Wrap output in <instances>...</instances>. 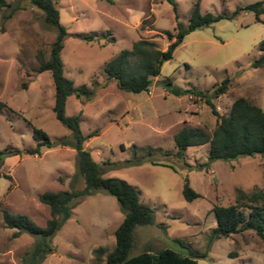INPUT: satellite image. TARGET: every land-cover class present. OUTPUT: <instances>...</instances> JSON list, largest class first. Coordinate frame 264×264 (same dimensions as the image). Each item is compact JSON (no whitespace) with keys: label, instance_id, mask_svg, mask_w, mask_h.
I'll return each instance as SVG.
<instances>
[{"label":"rangeland","instance_id":"374dc122","mask_svg":"<svg viewBox=\"0 0 264 264\" xmlns=\"http://www.w3.org/2000/svg\"><path fill=\"white\" fill-rule=\"evenodd\" d=\"M193 1L174 0L175 18L167 0H54L66 29L60 48L62 72L73 84L93 88L88 99L68 94L64 112L78 116L83 132L96 130L82 146L103 167L102 174L126 180L139 201L152 209L151 222L134 225L129 255L146 245L152 250L185 249L173 239L177 237L206 252L196 264H264V241L251 229L209 238L213 203L231 202L235 187L264 185V154L208 159L204 142L186 146L182 157L172 155V133L179 126L211 130L215 115L205 97L218 113L236 95L264 110V66L250 64L258 52L257 41L264 37V22L253 18L252 9H239L187 30L146 90H123L104 76L103 62L133 39L151 38L163 49L167 38L160 30H173L176 20L185 26ZM252 1L264 6V0H198V6L201 13H228ZM15 3L18 7L12 8ZM258 15L264 20V9ZM82 33L92 37L85 39ZM54 35L55 28L28 0L0 2V100L12 108L0 110V149H18L3 154L0 163V206L23 212L38 224L48 216L38 193L67 188L74 171L75 149L70 145H41L38 154L23 151L35 145L32 126L51 139L70 136L51 108L49 70L32 68L37 65L35 51L46 55ZM224 76L226 88L215 94L213 88ZM174 87L185 91L173 92ZM131 144L152 151H144L138 163L123 164L141 152L133 151ZM198 163L206 164L196 168ZM184 177L198 192L190 200L181 193ZM121 217L113 195L97 190L83 196L51 236L55 249L38 264H91L95 246H113V229ZM13 231L2 224L0 214V264H16L33 241V235Z\"/></svg>","mask_w":264,"mask_h":264},{"label":"trees","instance_id":"16d2710c","mask_svg":"<svg viewBox=\"0 0 264 264\" xmlns=\"http://www.w3.org/2000/svg\"><path fill=\"white\" fill-rule=\"evenodd\" d=\"M29 3L42 11L45 22L55 28V35L49 44L47 54L37 49L34 57L37 65L32 68L35 71L47 69L50 72L53 84L52 111L55 117L65 124L70 130V136H58L51 139L41 128L32 126V137L35 140L33 147L24 148L26 153H39L41 145L49 147L54 144L70 145L75 149L74 171L71 174L68 187L52 190L45 189L38 193L40 202L48 206V216L43 224L36 223L23 212L11 211L0 206L2 224L14 228L13 234L25 231L33 235L30 247L25 248L19 255L16 264H38L55 247L50 238L60 225L70 216L72 207L85 195L94 191H103L115 197L117 205L122 213L120 221L113 229L114 244L108 249L97 245L92 249L93 260L91 264H196L197 257H203L206 252L193 249L188 243L174 237L181 247L176 249L161 246L151 249L149 245L136 253L128 254L132 242V229L135 224L149 223L152 220V209L139 201L135 188L123 178L103 175V167L91 156L90 152L82 146L83 140L96 134L92 129L83 132L79 127L76 114L64 112V102L68 94L88 99L93 88L84 85H75L72 80L62 72L60 48L66 29L58 20V11L54 0H28ZM171 3L176 18L174 0ZM3 2V0H0ZM8 4V3H5ZM18 7L15 3L12 8ZM239 9H252L253 18L264 22L259 17V12L264 9L258 1L245 3L243 6L235 5L228 13H211L199 11L198 0L192 2L188 21L184 26L181 22H175L173 30H160L167 38L163 49L156 45L151 38L139 37L133 39L128 47L120 48L115 54L103 62V71L106 79H112L115 85L123 90L137 92L146 90L151 78L158 73L163 60L170 57L174 46L182 39L184 33L196 26L207 24L222 16H232ZM81 37L89 39L92 34L82 33ZM258 52L251 59V66H264V37L256 43ZM165 84L170 80L165 78ZM228 77L224 76L216 83L213 92H223L226 88ZM173 92H184L185 89L171 88ZM210 111L215 115V121L210 131L197 126L183 124L172 133L174 150L172 155L182 157L188 145L208 143L207 158L229 159L238 155L264 154V110L243 95H236L230 101L225 111L218 113L211 100L204 98ZM12 108L5 101L0 100V110ZM133 151L138 148L140 154L124 159L123 164H135L140 162L145 153H149V146H136L131 144ZM18 151L15 147L0 149V163L3 154ZM168 153V152H164ZM206 163L195 164L196 168ZM61 179V177H59ZM181 193L187 200L198 195L191 188L187 178L184 177ZM214 224L210 228L209 238L227 236L243 229H251L264 241V185L244 190L235 187L233 200L227 204L213 203L210 207ZM235 253L231 251L230 256Z\"/></svg>","mask_w":264,"mask_h":264}]
</instances>
